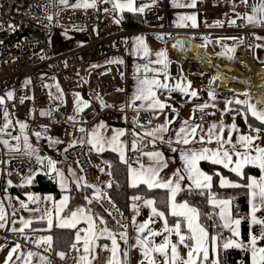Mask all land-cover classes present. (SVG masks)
I'll list each match as a JSON object with an SVG mask.
<instances>
[{"label":"crops","instance_id":"crops-1","mask_svg":"<svg viewBox=\"0 0 264 264\" xmlns=\"http://www.w3.org/2000/svg\"><path fill=\"white\" fill-rule=\"evenodd\" d=\"M101 1L104 2V0ZM196 1L197 0H195V3ZM226 1L230 5H235L239 7L238 9H240V14L238 13L227 14L226 16H224L222 22L215 23L210 28L214 30L228 31V29L231 27H237L238 23L240 22L242 23V25L253 26L251 24H248L246 19L238 18V16L239 17L245 16L246 13L251 14V8L249 6L242 4L241 0H226ZM83 2L84 0H69V6H66L61 4L59 0H55V5L56 8L60 10L85 9L83 7L70 6L76 3H83ZM162 3H164L166 7V12H165L166 25L167 27L172 29L173 31L172 33L150 34V33L138 32L137 30H129L127 31V34L121 38V41L119 43V48L121 47L122 44L125 50V57L123 58V61L125 62L124 76L123 74L121 76L119 75L121 73L119 63L117 64L115 62H107L96 68L99 72L113 70L116 72L117 76L119 75L121 77L120 78L121 80L125 78L127 103L131 112L126 118L120 114L107 115L110 117L109 118L110 125L107 126V128L103 133L101 131L99 132L100 136L103 137V150L98 151L97 147H99V145L97 147H93L88 143V139L90 138V134H91L88 127L87 129V147L89 145L88 151L90 155L100 154L104 151L114 152L117 155L120 162L125 164L126 166L128 188L143 187L145 189H150L146 184H137L136 186H132L130 180V174H129V166H131L132 169L140 170L141 164H143L145 168L149 167L150 165H153V161L150 160L149 157L146 155V153L148 152H160L162 154L164 161L167 163V167L161 171L159 178L162 181H166L169 178L175 180L174 174L177 173L178 171L183 172L184 164L181 159L182 152L200 151L205 147L209 149H216L218 148V144L216 143L217 136H219L222 140H227L229 139L230 136L232 142L235 143L237 137L240 135L253 136V137L259 135L260 138L255 140L254 144L257 147L264 148V130L261 129L260 126H258L257 124L252 123L251 118L256 121L258 120L255 117H253L250 112L247 111L246 106L238 105L235 104L234 102L231 104L227 103V101H234L236 99L244 100L245 97L243 95L228 94L225 91H221L219 89L216 90L210 85H205L202 83L200 84L192 80L191 75L187 74L188 71L185 69L186 67H184L180 61L175 59V57L170 54L168 48V44H170V42L174 39L173 36H176V38L183 37L189 40H192L193 37H201L203 39L201 41H203L209 47L211 55L214 58H216L218 62H228L233 60L235 48L239 43L242 42L241 36L229 32H218V31L216 32L210 31L208 33H203V34L197 33L196 31L201 25V18L194 10L195 3L193 4V0H134L133 7L135 8L144 7V9H146L153 6H158ZM256 3H258V0H249V5ZM105 4H107L114 11V13H119V14L123 12L140 13L139 11H128V10H124L121 12L119 10L113 9L112 3H105ZM89 9H93V7ZM189 16H194L195 21L182 19L183 17H189ZM225 19H228V21H224ZM232 21H235V23H232ZM224 22H226V24H224ZM193 23H195V27H193ZM73 30L74 29H68V31H66L65 33H70ZM210 35H214L216 40L219 42V48H220L219 50H216L208 43L207 39L209 38ZM138 37L140 38L139 40L137 39ZM257 37H260V39H258ZM166 40H169L168 44ZM233 40H234L233 45L229 46V44H231ZM70 42H76V40H72ZM193 44L195 45L196 42H194ZM231 47H233L232 50H230ZM145 49H147V55L145 54ZM198 50L203 51L210 55L208 49L202 48ZM110 51L111 52L106 55H110L111 53H116V52H112L115 51V47L110 46ZM248 51L250 53V62L253 63V65H255L256 67L260 69H264V64L260 63V61H264V32H260L254 35L252 42H250V44L248 45ZM159 52H165L167 54V60L165 61L167 67H164V64L156 63L158 59H163V58H158L155 55L156 53ZM145 65H147V67L150 69H155L158 71L145 72ZM231 66L237 69L234 65ZM145 78L147 79L155 78L161 81V83H165L170 86V88L172 89L171 91H169L168 89H157L158 98L161 100V102L165 103L166 105H170V107H166L162 111L159 109H151L147 107L141 108L140 107L142 103L141 101L138 100L133 101V97L136 94V89L138 86V79H145ZM246 80L248 81L249 78H246ZM177 84H179L181 87H187L189 93L195 91L197 93V96L193 97L191 95L186 94L185 92H182L180 88L176 87ZM189 85L190 87H188ZM211 90H214L215 99L209 98L208 93ZM90 93L91 92L89 93L83 92V95L85 98L89 99L90 95L88 94ZM100 100L101 99L99 97V99H97L95 103L91 105H94L96 108H100L101 107ZM255 100H251V102H255L260 107L264 108V102H259L256 98ZM203 104H208L209 107L200 110V108L197 106ZM134 110H144L149 114L150 122L147 124V127L144 128V130L134 129L133 127V122H135ZM201 112H207L209 114V118L207 120L198 119L197 118L198 114ZM166 120L169 121V123L166 125L168 130L162 133H158L159 136L163 137V140L156 139L155 141H153V137L145 135L146 132L152 131L157 126L165 125ZM185 121H188L190 125H200L201 127L197 128V131L194 135L192 134L188 135L190 141L188 144L177 143V139H178L177 133L180 132L181 126L184 125ZM101 124H104L102 120H101ZM213 124L217 125L218 127L217 129L213 130L212 142L208 143L207 142L209 138L208 129ZM233 124L236 125V130L231 129V125ZM220 125L224 126V130L222 132L219 131ZM253 128H260L261 131L259 132V134H257L255 131L251 130ZM117 132H123L124 134L122 136H119L118 139L113 142L112 138L117 134ZM183 135H185V133H182L181 137H183ZM169 141L171 143H169ZM133 143L137 145L135 150L132 147ZM225 147L231 148V144H226ZM236 147L241 152L244 151V148L241 147V145L237 144ZM173 149H175V151H173ZM132 151H136L137 159L134 163L130 165H126L127 155ZM121 152L124 154L125 161H121ZM249 154L255 155V152L252 151ZM235 158L236 157L234 156L233 159L235 160ZM61 161L57 162L59 164V167L56 168L59 172L63 174V179L66 184V189L61 188L63 192L58 197H54L52 194H45L42 197H36L35 200H33L32 202L35 204V206L32 208L30 207L25 208L22 207V204L18 202L17 203L13 202V205H15V209H11V214L13 216L9 217L8 223L6 220V210L4 209V215H5L4 221L6 224L5 230H7L12 235L19 233L20 232L19 229L23 227L21 223V220L23 219V220H31L32 223L38 221L45 222L44 227L36 228L34 230L35 233H37V231H49L53 227H56L55 226L56 206L59 204V202L63 199L64 196H68L69 199H68L67 207H65L62 210L61 217L70 216L71 212L77 211L80 208H84L86 210L91 209L94 222L96 223L98 229L107 227L110 231L113 232L114 235L117 236L120 252L122 253L124 251H127L128 253L127 264H141V261H144V256L142 255L141 250L137 245L138 232L136 229L140 223H143L145 220H148L149 216L151 215V210L144 206V200L149 198L142 195L130 196L127 199L130 200L131 202L129 206L128 223L119 224L111 218L109 213H107L106 211H104L99 207L97 203V199L94 198L97 191L96 189L91 194H89L88 191L85 189L81 190L82 186L84 187L86 186L84 185L83 180L79 179L81 176L77 167L73 165L75 170L74 174L76 175L75 178V176L73 175V173L71 172L68 166L69 163L63 164V162ZM202 163L213 164L208 160L200 161L198 167L203 172L205 171L202 168ZM213 165L229 170V168H225L223 167V165L220 164H213ZM248 166L259 169L258 167L252 165H248ZM97 173L103 185L102 190L105 192L106 181L103 180V176L98 171ZM42 174H44V171ZM53 175H56L55 172ZM260 175H261V171L258 177H254V176H250V177L258 179ZM220 179L221 177L219 178L218 181L219 186H220ZM180 184L182 190L186 188L196 189L194 185H191V182L187 179L186 174H185V179L180 181ZM221 188H225V187H221ZM151 189L153 190V189H162V188H151ZM204 189H208V188H204ZM162 190H166V189H162ZM134 196H139L142 197L143 199L141 201L138 200L134 201L132 199V197ZM45 197H52V199L48 200L45 199ZM90 199L92 200L91 203L88 202ZM217 199H223V198H217ZM249 199L250 197L248 195V212H247L248 241L246 242V244H248L251 234L253 233L258 234L260 228L259 225L251 224V216H250L251 206L249 203ZM133 204H136L138 206V212H139L138 215L135 211H133V207H132ZM210 204L213 206L211 202ZM216 210L219 218V208H216ZM229 211L232 215V218L236 219L237 217H234L232 214L231 205L229 206ZM46 212L50 213L51 215L50 216L45 215ZM256 215L257 217L264 218V211L257 212ZM133 217H135V224L133 223ZM48 219L53 220V226L51 228H49L48 226ZM101 219L105 221L104 224L100 223ZM174 222L177 221L176 220L173 221L170 225H172ZM220 223H222V221H220ZM30 225L25 229H28ZM150 227L155 230H160L163 227V221L160 220L159 218L154 217L153 222L150 224ZM77 228L80 229L87 228V224L81 221V223L77 225ZM13 229H16V231H14ZM63 229H71L74 232L73 243H76L75 240L77 234L76 229L73 228H63ZM239 231H240L239 239L241 240L240 226H239ZM121 232L126 233V242L125 240H121L119 238V233ZM228 233L231 236V233L230 232ZM80 234L81 236L84 235L83 232H81ZM154 239L156 243H159L162 237H156ZM172 239L175 240L176 239L175 236H173ZM111 246H112L111 240L107 238V234H105L103 237L97 240L96 252H95L96 259L92 262V264H107V261L111 256V251H110ZM258 247H264V241H259ZM78 248H79L78 253H72V252L65 253L63 259H61V257L58 255L61 252H58L56 254V258L60 262H62V264H77L79 255L84 254L82 242L78 244ZM20 250H22V253L19 256L18 254ZM180 251L182 255H186L187 249L181 246ZM28 252H32L35 254L30 258V264H49L45 255L37 253L32 250L25 249L23 247H20V249L13 254V256L17 261L16 264H25V260L28 259L27 257ZM18 256L20 257V259H17ZM41 257H44V260H41ZM248 257H249V264H252V256L250 251L248 252Z\"/></svg>","mask_w":264,"mask_h":264},{"label":"built area","instance_id":"built-area-1","mask_svg":"<svg viewBox=\"0 0 264 264\" xmlns=\"http://www.w3.org/2000/svg\"><path fill=\"white\" fill-rule=\"evenodd\" d=\"M238 8L226 0H197L194 10L201 18V25L196 32L203 34L218 31L241 36L242 42L236 46L232 61L236 66H247L250 62L248 45L254 35L264 32V27L241 25L231 27L228 31L210 28L215 23L222 22L227 14H240ZM165 12L164 3L144 9L140 13L143 26L131 30L150 34L172 33V29L166 25ZM48 16L53 19L49 21ZM114 19V11L101 0L97 1L93 9L62 10L56 8L55 0H0V97L5 100L4 110L10 113V132L17 131L13 126L22 122L28 125L25 131L36 138L37 142L40 139L45 142L59 140L60 143L46 148L47 151L52 149L53 153L47 158L56 162L53 156L59 155L62 160L76 166L83 177L84 185H94L99 191V207L109 213L115 222L126 224L129 219L130 200L124 203V211L109 202L87 147V129L93 121L112 114H120L126 118L131 112L127 103L125 78L121 80L113 70L99 72L93 66L94 61L111 52L110 45L115 47L112 52L119 53L117 49L121 38L129 31L124 30L120 22L116 24ZM10 25L14 26V30ZM91 26L94 27V34L89 30ZM68 29H74L76 34H86L87 41L73 48H66L61 33ZM70 41L72 40L68 42ZM168 48L170 50V44ZM181 64L187 66L183 62ZM191 72L188 71L189 74ZM49 77L57 80L65 100V105L56 109L51 106L42 86L43 81ZM23 80L26 84L22 83ZM80 83L85 88L96 89L100 99L107 106L101 104L100 108H96L90 104L80 111V120L73 123L67 119V95ZM8 92L13 93V99L8 100ZM21 98H24L23 103L20 102ZM49 109L52 110L51 118L43 114ZM4 110L0 107V126L5 122ZM134 114L135 122L139 125H147L150 122L146 111L134 110ZM197 118L207 120L209 114L201 112ZM35 133H39V138ZM57 150L59 151L56 154ZM136 159V151L128 153L126 165L134 163ZM47 161L45 159L44 163ZM34 168L35 164L29 156L9 155L0 144V202L6 209L7 223L9 212L5 203L6 191L11 185H19L20 176H25ZM43 171L47 176L53 173L46 168ZM142 199L141 197L138 201ZM0 236L4 245L15 242L45 255L50 259V264H62L53 253L51 245H36L35 242L41 239L38 233L19 232L12 235L5 230ZM71 251L77 252L72 247Z\"/></svg>","mask_w":264,"mask_h":264},{"label":"snow or ice","instance_id":"snow-or-ice-1","mask_svg":"<svg viewBox=\"0 0 264 264\" xmlns=\"http://www.w3.org/2000/svg\"><path fill=\"white\" fill-rule=\"evenodd\" d=\"M59 2L63 5L69 6V0H59ZM97 0H84L83 3H76L74 5H70L72 7H83V8H92L95 7ZM104 3H112L113 9L119 11H139L143 12L144 7L135 8L133 7L134 0H104ZM195 0H193V4ZM241 3L249 6L251 8V14H245L243 17H239L241 19H246L248 24L253 26H261L264 27V0H258V3L249 5V0H241ZM47 19L51 21L53 19L52 16H48ZM182 19H188L195 21L194 16L183 17ZM235 23V21H232ZM13 28L14 26L10 25ZM193 27H195V23H193ZM260 39V37H257ZM140 39L139 37L137 38ZM178 45H174L173 47H177ZM259 47V45H258ZM145 54L147 55V49H145ZM158 58L156 63L164 64V67H167L165 61L167 60V54L165 52H159L155 54ZM119 62V61H115ZM260 63L264 64V61H260ZM149 71H158L155 69H150L145 65V72ZM210 83H215L213 79ZM244 83H248V81H244ZM178 88L182 92H185L188 95L193 97L197 96L195 91L188 92L187 87H181L177 84ZM190 87V85L188 86ZM258 87L264 88V85H259ZM157 89H168L171 91L172 89L168 84L161 83V81L153 78V79H138V86L136 89V94L133 97V101H141V108L147 107L151 109H159L164 110L166 107H170V105H166L161 102L157 95ZM210 99H215L214 90L209 91L208 93ZM241 95L245 97L244 100L236 99L234 101H227L228 104L235 103L238 105H244L247 108V111L251 113L253 117H255L261 124H264V108L260 107L257 103L251 102L250 91H245ZM8 100L13 99V93H6ZM99 99V97H98ZM21 103L24 102V98H21ZM5 100L3 97H0V105H3ZM102 106L104 105L103 100H100ZM89 105L79 100L77 101V111H83L84 108H87ZM197 107L200 110L209 107L208 104L198 105ZM34 111V110H33ZM175 111V110H174ZM48 118L52 117V110H46L44 113ZM3 116L5 119V123L2 127H0V133H3L5 129H8L11 121L9 119L10 113L5 109L3 112ZM69 119H74L73 117H69ZM169 121H165V125H159L152 131L146 132L145 135L153 137V141L156 139L163 140L162 136H159L158 133H162L167 131L166 125ZM20 129L23 131L28 127L26 123L19 124ZM46 127V126H44ZM100 127H104L103 124ZM201 127L200 125H190L188 121L184 122V125L181 126L180 132L177 133L178 139L177 143L188 144L189 138L188 135H194L197 131V128ZM217 125L213 124L208 129L209 138L208 143L212 142L213 130L217 129ZM232 130H236V125H231ZM224 126H219V131H223ZM252 131H255L257 134L261 131L260 128H253ZM81 131H84L81 129ZM185 133L183 137L181 134ZM123 132H117L115 136H113L112 141H116L119 136H122ZM35 135L39 138V133H35ZM259 135L253 136H245L240 135L237 137L236 142L233 143L230 136L227 140H222L219 136L216 137V143L218 144V148L209 149L203 148L200 151H191V152H182L181 159L184 164L183 172L178 171L175 173V180L169 178L166 181H162L160 177L161 171L167 167V163L164 161V158L160 152H148L146 155L150 160L153 161V165L145 168L143 164L140 166V170L132 169L129 166V174L132 186H136L137 184H146L150 189L151 188H162L166 189L169 193L168 196V207L170 210V214L173 217L178 218L177 222H174L172 225L169 224V221L166 219V213L164 211H160L155 207L156 201L153 199H145L144 206L151 210V215L148 220H145L143 223H140L137 227V245L139 246L142 255L144 256V261H141V264H222L221 260L218 258L221 250H227L230 248H240L246 251L251 252L252 256V264H264V247H258L259 241H264V218L257 217V212L264 211V148H260L255 146V140L259 139ZM13 139L19 141L20 137L16 136ZM52 143H60L59 140H51ZM0 143H3L7 148H13L12 145L9 144L8 140H2ZM88 143L93 147H97V150H103V137L100 136L98 132L95 130L90 134V138L88 139ZM169 143H171L169 141ZM226 144H231V148H226ZM239 144L244 148V151L241 152L236 145ZM24 147L25 149H31V145L28 143V136L24 135ZM133 149L135 150L137 145L133 143ZM16 151H19V145L15 146ZM175 151V149H173ZM254 151L255 155H250L249 153ZM236 157L235 160L233 157ZM38 162H42L39 156L36 157ZM44 159L48 160V168L50 172H55L56 176L60 180V186L62 189H66V184L63 179V174L59 172L56 168V162L51 159L45 157ZM202 160H208L213 164L223 165L225 168H229V170L236 174V176L244 178V168L248 165H252L258 167L261 171V175L258 179L247 177V183L244 185L231 182L223 177L220 179L221 187H230V188H240L245 187L248 189V195L250 197L249 203L251 206L250 216H251V224L259 225V233L251 234L250 240L248 244L243 243L240 237L239 226L241 224V219L236 218L233 219L232 215L229 211V206L232 203V198L228 199H217L214 196H210V202L213 204L214 208H219V219L222 221L221 224H216L215 227L226 229L231 233L230 237L225 238L221 232H217L216 234H212L208 231V226L205 225L201 216L202 213L196 207L191 206L188 202L177 203L176 197L177 194L182 190L180 181L185 179V174L187 179L191 182V185H194L198 189L212 187L213 177L209 174L203 172L198 164ZM121 161H125L124 154L121 152ZM231 166V167H230ZM217 175H219L217 173ZM31 176L27 178V182L31 183ZM83 180V177L79 178ZM79 186V185H78ZM86 187H93L94 185H87ZM108 187H111L109 184ZM95 199H100V193L97 190ZM33 197H29V200H32ZM45 199H52V197H45ZM68 196H64L63 199L59 202L55 209V219L56 227L60 228H73L76 229L77 234L75 237L76 243H73L71 247L79 252L78 244L82 242L83 253L79 255L77 264H92V262L96 259V241L107 234V238L111 240V256L107 261V264H127V251L120 252L119 243L117 240V236L113 234L107 227L102 229H98L96 223L94 222L93 215L91 209L80 208L77 211L71 212L70 216L61 217L62 210L67 207ZM134 201L140 200L141 197L134 196L132 197ZM89 203L92 202L90 199ZM111 202V201H109ZM22 207L27 208V205H23ZM133 211L139 214L138 206L133 204ZM45 215H51L46 212ZM159 218L163 221V227L160 230H155L150 227V224L153 222V218ZM212 217L209 216V219ZM5 220L4 208L0 205V221ZM83 221L87 224V228L80 229L77 228V225ZM23 227L19 229L21 233L24 232L25 228H27L32 221L31 220H21ZM101 224H104L105 221L103 219L100 220ZM133 223L135 224V217H133ZM3 223H0V227H3ZM48 226L51 228L53 226V220L48 219ZM16 231V229H13ZM81 232L84 233L81 236ZM175 236V240L172 237ZM156 237H162L159 243L155 242ZM119 238L121 240H125L126 242V233H119ZM36 245L39 247L41 245L50 246L52 243V237L47 236L43 237L40 240H37ZM181 246L187 249L186 255L181 254ZM20 249V245L16 244L9 253L6 258L5 264H8V261L12 259L14 253H16ZM35 255L32 252L27 253L28 259L25 260V264H30V258ZM61 259L64 258L65 253L61 252L58 254ZM17 259H20L18 256ZM41 260H44V257H41Z\"/></svg>","mask_w":264,"mask_h":264},{"label":"trees","instance_id":"trees-1","mask_svg":"<svg viewBox=\"0 0 264 264\" xmlns=\"http://www.w3.org/2000/svg\"><path fill=\"white\" fill-rule=\"evenodd\" d=\"M16 4V3H12ZM120 24L124 30L137 29L143 26V18L140 13L137 12H123L120 14ZM242 23H238V26H241ZM176 38V36H173ZM196 41L203 42L201 37H193ZM192 39V40H193ZM167 44L169 40H166ZM193 48L196 51H199L204 56L213 60L209 54L197 50L195 45L193 44ZM237 70H239L237 68ZM240 71V70H239ZM252 123L260 126L261 129L264 130V124L253 120L251 118ZM135 127L140 129L146 128L147 125H139L135 122ZM11 134H17V131H11ZM53 147L54 143L51 141H46L45 143H36V152L40 155H48L46 148ZM54 149V148H53ZM50 150V149H49ZM52 150V149H51ZM91 157V155L89 154ZM97 158L101 161L102 165L99 168L97 165V171L103 176L107 175L108 179L106 181V193L110 199V201L115 204L120 211H124V203L126 200L132 195H142L149 199H153L156 201L155 207L158 210L164 211L166 213V219L171 224L173 221H177L178 218L171 216L170 210L168 207V196L169 193L167 190L162 189H145L143 187L137 188H128L127 186V171L125 164L121 163L118 159L117 155L112 151H104L100 154H96ZM47 157V156H46ZM55 160L56 156H53ZM63 164L69 163L62 160ZM56 167H59V164L56 161ZM203 170L210 174L213 177L212 187L210 189H192L186 188L181 190L176 197V202H188L191 206L196 207L202 213L201 220L202 222L208 226V231L212 234H216L218 231L221 232L225 238L230 237L229 233L223 228L215 227L216 224H221L217 215V210L210 204V196H215L217 198L228 199L232 198L231 210L234 217L241 219V240L246 244L248 241V189L245 187L240 188H230L225 187L221 188L219 186V178L223 177L231 182L238 183L244 185L247 183V177L254 176L258 177L260 174V170L257 168H252L246 166L244 168V178L236 176L235 173L224 169L222 167L210 164V163H202ZM217 173L219 175H217ZM54 172L47 176L45 174H37L32 180L31 183L27 185H15L8 187L5 195V203L6 208L9 212V217L13 216L11 214V209H15V205H13V200H20V204H25L27 207H34L35 204L32 203L36 197H42L45 194H52L54 197H58L63 191L61 187L58 185L56 178L54 177ZM81 176V174H80ZM111 187H108V185ZM81 190H87L89 194H91L94 189L89 187H81ZM7 196V197H6ZM33 197L32 200H29V197ZM2 205V202H0ZM5 209L4 205H2ZM6 210V209H5ZM209 216L212 218L209 219ZM12 219V217H11ZM44 221L33 222L28 229H25L24 232L32 233L36 228L44 227ZM41 238L51 236L52 243L51 247L53 253L56 255L58 252L68 253L71 251V245L73 244L74 232L71 229H63L58 227H53L49 231H37ZM2 238V237H1ZM22 247V246H20ZM25 248V247H23ZM27 249V248H25ZM29 250V249H28ZM33 251V250H32ZM248 252L246 250L240 248H230L227 250H221L219 259L222 264H249ZM78 253V252H76ZM47 258V257H46ZM48 263L50 264V259L47 258ZM16 259L12 256V259L8 262V264H16Z\"/></svg>","mask_w":264,"mask_h":264},{"label":"rangeland","instance_id":"rangeland-1","mask_svg":"<svg viewBox=\"0 0 264 264\" xmlns=\"http://www.w3.org/2000/svg\"><path fill=\"white\" fill-rule=\"evenodd\" d=\"M114 21H115L116 24H118L120 22V14L119 13H115ZM224 21H228V19H225ZM224 24H226V22H224ZM78 30H80V28H78ZM89 30H90L91 33H93V34L95 33L94 27H92V26L89 27ZM61 37L66 42V48H73V47H75V46L87 41V35L86 34H82V35L81 34H75V31H71L70 33H65V32L62 31ZM69 39L76 40V42H67ZM207 40H208V43L213 48H215L216 50L220 49L219 48V42L216 40L214 35H210ZM233 42H234V40L232 41L231 44H229V46L233 45ZM195 48L197 50L198 49H202V48H205V49L209 50V47L205 46V44L200 42V41H196ZM232 48L233 47H231L230 50H232ZM117 50H118L119 53H111L110 55H106V56L101 57L98 60L94 61L93 62L94 68H97L98 66H101V65H103V64H105L107 62L119 61V62H115L117 64L119 63V65H120L121 73L119 75L121 76L123 74V76H124L125 62L123 61V58L125 57V50H124L122 44H121V47L119 49H117ZM169 52H170L171 55H173V52H171L170 50H169ZM209 52H210V50H209ZM210 56L213 58V61H214V63H212L213 66H215L216 64L221 66L220 63L216 60V58H214L211 55V52H210ZM223 63L225 65H227V64L234 65L233 64L234 61H232V63H230V62H223ZM185 65H187V66L189 65V69L185 68L186 70L191 71L190 68L191 67L194 68V71H192L191 74L187 73L188 75H191L192 80H194V81H196L197 83H200V84L202 83V84H205V85H210L214 89H216V87H214V84L210 83V81H212L213 79L216 80L215 75H214L215 70H211V69H208V68H202L199 65H197V63H195V62H192V63H189V64H185ZM234 66L236 68H238L241 72H244L245 74L250 72L249 68L245 64H243L242 66H236V65H234ZM215 68H218V67H215ZM231 75L234 78H236L238 80H241L242 82L247 81L246 78H249V80H248L249 82L248 83L251 82L250 74H247V76H243V77L240 76L239 77V76H236L234 74V72L232 71ZM120 76H119V78H121ZM22 83L26 84V81L23 80ZM42 86H43L44 92L46 93V95H47V97L49 99V102H50V104H51V106L53 108L56 109V108H59V107H62V106L65 105L64 97H63V95H62V93H61V91H60V89L58 87L57 80L54 77H49L48 79L43 81ZM84 91H91V93L88 94V95H90L89 99L84 97V95H83ZM225 92H227L228 94H234L235 95V93H232V92H228V91H225ZM237 95H241V94H237ZM98 97H99V94L96 91V89H93V88H90V87L89 88H85L82 85V83H80L77 88L71 90V92L68 93V95H67V108H68L67 119H68V121L76 123V122H78L80 120V111H77V101H78V99L86 102L89 105V104H94L95 101L98 99ZM251 100H255V98L253 96H251ZM0 107L4 110V104L0 105ZM69 117H73L74 119H69ZM109 118H110L109 116H105V118L96 119L95 120L96 122L93 121L89 125L90 133H92L94 130L96 132H98V133L100 131L103 133L105 131V129L107 128V126L110 125ZM97 120H99V121H97ZM101 120L104 123L103 124L104 127H102V128L100 127ZM3 124L0 127H2ZM19 124L20 123H15V125L13 126V128L17 130V134H15V135L11 134L9 128L5 129L3 133H0V141L8 140L9 144L12 145L13 148L10 149V148L5 147L3 143H0V144L2 145L4 151L6 153H8L9 155L26 154L27 156H29L31 158V160L35 164V168L33 170L29 171L25 176H20L21 180H20L19 185H27V184H29L27 182V178L29 176H31V178L33 179L37 174H42L43 173V168H46L47 171H50L49 168H48V161L46 163H44V161H45L44 158L46 156L52 155L53 153H52L51 150H48L47 151L48 155L43 156V155L37 154V152H36L37 139L32 137L31 135H29L25 131V129L22 131L20 129V127H19ZM134 125H135V122H133V127H134L135 130H144V128L140 129L138 127H135ZM24 135L28 136V143L31 145V149H25V147H24ZM16 136L20 137L19 141L13 139V137H16ZM88 136H89V133H88ZM17 145H19V148H20L19 151L14 150L15 146H17ZM88 148H89V145H88ZM58 151L59 150L55 151L56 154L58 153ZM37 156H39L41 158L42 162H38L37 161V159H36ZM56 159H57V162L61 161V158L59 157V155L56 156ZM90 160H91L92 164L94 165V167L96 168V170H97V165L96 164L99 165V168H101L102 165H103L101 163V161L97 158V156H95L94 154L91 155ZM68 166H69L71 172L73 173V175L76 178V175L74 174L75 170H74L73 164L69 163ZM54 177L56 178L57 183L60 186L59 178L56 175H54ZM107 179H108L107 175H103V180L107 181ZM28 201H30V200L27 199L26 202H28ZM13 202L14 203L18 202L19 203L20 200L14 199ZM0 223H3V225H4L3 227H0V235H1L4 232L5 228H6V224H5V221H0ZM15 245H16L15 242H11L8 245H4L3 244V239L0 236V264H5V261H6V258L8 257L9 251L13 247H15ZM21 253H22V250L19 251L18 255L20 256Z\"/></svg>","mask_w":264,"mask_h":264},{"label":"bare ground","instance_id":"bare-ground-1","mask_svg":"<svg viewBox=\"0 0 264 264\" xmlns=\"http://www.w3.org/2000/svg\"><path fill=\"white\" fill-rule=\"evenodd\" d=\"M186 41V38L183 37H178L176 39L174 38L170 42V51L173 52V54L179 53L183 55L186 58L183 62L184 64L195 62L202 68L215 70L214 75L216 80L214 83V87H216V90L219 89L221 91H228L235 93L236 95L242 94L245 91H250L252 93L251 96L256 98L259 102H264V88L258 87L259 85H264V69H260L253 65V63L249 62L247 67L249 68L250 72L247 74H250L251 82L244 83L241 80L234 78L231 75V72L233 71L234 74L239 77L247 76V74L236 70L235 68H233V66L229 64L225 65L223 62H219L221 66L217 64L213 66L212 63H214V61L212 59L204 56L193 48L192 44L195 42V40H190V47L185 46ZM174 45L178 46L173 47ZM205 46L207 45L205 44ZM186 68L189 69V65ZM190 70L194 71V68L191 67Z\"/></svg>","mask_w":264,"mask_h":264},{"label":"water","instance_id":"water-1","mask_svg":"<svg viewBox=\"0 0 264 264\" xmlns=\"http://www.w3.org/2000/svg\"><path fill=\"white\" fill-rule=\"evenodd\" d=\"M186 40H187V41H186L185 46H186V47H190V46H189V42H190V40L187 39V38H186ZM174 57H175V59H177V60L180 61V62H184L185 59H186L183 55H181V54H179V53L174 54ZM39 142H40V143H44L45 140H44V139H40Z\"/></svg>","mask_w":264,"mask_h":264}]
</instances>
